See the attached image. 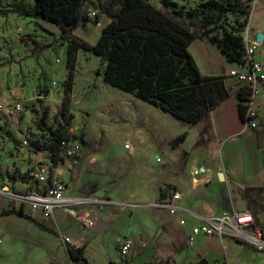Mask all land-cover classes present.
I'll return each mask as SVG.
<instances>
[{
    "label": "crops",
    "instance_id": "obj_1",
    "mask_svg": "<svg viewBox=\"0 0 264 264\" xmlns=\"http://www.w3.org/2000/svg\"><path fill=\"white\" fill-rule=\"evenodd\" d=\"M254 3L258 21L264 23V0H253L252 7ZM261 43L258 55L264 64ZM194 58L204 75H227L233 67L226 57L230 64L223 69L210 65L203 71ZM227 84L231 95L208 119L191 125L133 96L129 114L135 123L129 136L135 148L128 155L130 146L118 143L99 150L83 142L76 160L62 162L67 197L85 201L57 208L51 219L42 220L43 214L26 204L25 213L36 221L4 213L22 204L12 206L0 192L1 264H9L10 251L18 264H84L70 258L67 245L83 247L90 264H264L263 252L232 237L199 235L193 244L188 242L192 227L203 218L233 209L252 210L255 224L264 226V91L255 102L259 126L245 131L239 88L229 76ZM180 135L185 138L176 143ZM175 193L178 200H173ZM166 201L178 207L176 213L158 205ZM85 219L91 220V228L84 226ZM119 236L134 242L126 256L120 254ZM63 237L70 242L65 244Z\"/></svg>",
    "mask_w": 264,
    "mask_h": 264
},
{
    "label": "rangeland",
    "instance_id": "obj_2",
    "mask_svg": "<svg viewBox=\"0 0 264 264\" xmlns=\"http://www.w3.org/2000/svg\"><path fill=\"white\" fill-rule=\"evenodd\" d=\"M12 1L0 0V8L7 7ZM88 1L80 11L83 18L73 33L95 43L103 26L110 20V11H117L119 5L113 4L112 0ZM148 1L170 10L162 5L161 0ZM175 1L184 5V12L175 14L177 19L186 25L197 21L196 17L187 18L185 12L198 9L201 0ZM25 3L31 6L34 0H25ZM89 10H94L96 15L84 17ZM258 19L259 11L254 3L250 16L227 13L222 21L209 27L213 28L212 34L219 36L223 28L237 35L245 30L252 34L257 31L251 23L264 31V23ZM243 21L247 25L239 30V22ZM59 32L60 28L49 21L15 13L0 14V188L7 185L14 191H19L18 187H21L20 191L24 190L27 182L24 175L30 174L38 162L35 161L36 155L42 153L40 158H45L43 154L47 150L40 148L46 146V137L36 124V119L43 115L46 116L45 125L53 130L67 126L63 137L79 136L83 142L87 140L88 145L93 144L99 150L113 148L119 143L122 147L130 146L126 149L129 155L135 148L134 140L129 136L135 123L129 114L133 95L106 84L96 74L100 64L97 55L79 51L70 103L68 108L63 105L66 44L53 39ZM261 44L260 51L264 52V41ZM215 47L204 36L191 44L190 51L203 71L210 65L223 69L230 64L223 53L215 51ZM24 140L28 142L26 147ZM126 160L131 162L129 157ZM14 204L19 207L22 203L11 199V205ZM73 223L77 224L76 221ZM4 245L7 249L11 247L8 243ZM14 254L10 251L7 255L9 264H18Z\"/></svg>",
    "mask_w": 264,
    "mask_h": 264
},
{
    "label": "trees",
    "instance_id": "obj_3",
    "mask_svg": "<svg viewBox=\"0 0 264 264\" xmlns=\"http://www.w3.org/2000/svg\"><path fill=\"white\" fill-rule=\"evenodd\" d=\"M87 1L34 0V4L28 6L25 0H14L7 7L0 8L2 16L15 13L21 17L49 21L60 28V34L54 35L53 39L66 44L67 75L63 81V105L66 108L71 99L80 50L99 57L96 74L106 84L167 111L188 125L208 119L210 112L231 95L228 75H204L190 46L196 38L208 36L230 62L240 61L243 56L241 35L223 28L219 36L212 34L213 28L209 26L222 21L227 13L250 16L253 0H201L198 9L185 12L187 18H197L188 25L175 16L184 12V5L175 0H161L164 7H170L169 11L156 7L148 0H112L113 4L119 5V9L110 11V20L103 26L95 43L73 33L83 18L80 11ZM246 25V21L239 22L238 29L242 30ZM238 97L243 101L239 107L244 115V89H238ZM45 120V115L36 119L37 126L46 137V146L40 149H46L49 157L58 163L63 160L59 144L67 126L53 130L45 125ZM184 138L185 135H180L175 142L179 143ZM24 177L29 178L30 174ZM4 213H15L36 221L25 213L23 204ZM38 224L53 231L42 222ZM256 225L264 228L262 224ZM66 247L72 260L90 264L83 247Z\"/></svg>",
    "mask_w": 264,
    "mask_h": 264
},
{
    "label": "built area",
    "instance_id": "obj_4",
    "mask_svg": "<svg viewBox=\"0 0 264 264\" xmlns=\"http://www.w3.org/2000/svg\"><path fill=\"white\" fill-rule=\"evenodd\" d=\"M89 1L86 2L88 4ZM88 18L94 17L96 12L89 10L86 12ZM256 33L249 30L242 32L243 56L240 61L233 62V67L229 69L227 75L234 79L238 88L246 92L244 130H254L259 126L258 111L255 105L257 97L264 91V64L258 55L259 42ZM28 142L23 141L26 147ZM129 148V145H125ZM83 150V141L79 136H66L60 140L59 153L63 160H76ZM46 158L38 159L32 169L30 177L26 182V189L23 192L14 191L7 187L0 190L10 199L19 201L30 206L33 211H40L43 218L51 219L57 208L70 204H81L85 200L82 198H68L66 195L68 182L64 178L65 166L62 161L54 162L48 151ZM159 160V159H158ZM180 198L178 193L173 195V200ZM159 206L168 209L171 213H176L178 207L172 202H161ZM86 228H91V220H83ZM199 235L217 236L219 238L232 237L239 242L248 244L264 253V228L255 224L251 210L233 211L223 213L219 216L206 217L192 227L188 235L189 244H193ZM63 242H70V238L63 237ZM117 244L120 254L126 256L132 249L134 242L126 236L117 237Z\"/></svg>",
    "mask_w": 264,
    "mask_h": 264
},
{
    "label": "water",
    "instance_id": "obj_5",
    "mask_svg": "<svg viewBox=\"0 0 264 264\" xmlns=\"http://www.w3.org/2000/svg\"><path fill=\"white\" fill-rule=\"evenodd\" d=\"M255 36H256V39H257V41H258L259 43H261V42L263 41V39H264V34L261 33V32L256 33Z\"/></svg>",
    "mask_w": 264,
    "mask_h": 264
}]
</instances>
